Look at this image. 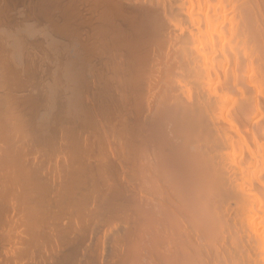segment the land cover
<instances>
[{
    "label": "bare ground",
    "instance_id": "6f19581e",
    "mask_svg": "<svg viewBox=\"0 0 264 264\" xmlns=\"http://www.w3.org/2000/svg\"><path fill=\"white\" fill-rule=\"evenodd\" d=\"M0 264H264V0H0Z\"/></svg>",
    "mask_w": 264,
    "mask_h": 264
}]
</instances>
